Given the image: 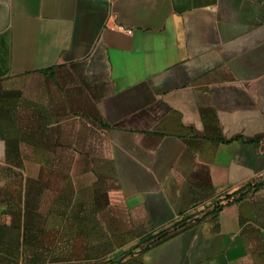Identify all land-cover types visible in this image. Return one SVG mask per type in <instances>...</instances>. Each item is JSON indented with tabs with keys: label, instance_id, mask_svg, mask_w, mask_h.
<instances>
[{
	"label": "crops",
	"instance_id": "crops-1",
	"mask_svg": "<svg viewBox=\"0 0 264 264\" xmlns=\"http://www.w3.org/2000/svg\"><path fill=\"white\" fill-rule=\"evenodd\" d=\"M6 104L14 137L29 138L18 151H43L32 138L44 137L59 161L7 162ZM47 164L93 204V230L104 199L109 231L141 235L105 256L94 235L77 243L92 257L46 264H264V0H0V165L25 182ZM58 195L46 184L37 208L23 198L22 230L61 219L66 232Z\"/></svg>",
	"mask_w": 264,
	"mask_h": 264
},
{
	"label": "trees",
	"instance_id": "trees-1",
	"mask_svg": "<svg viewBox=\"0 0 264 264\" xmlns=\"http://www.w3.org/2000/svg\"><path fill=\"white\" fill-rule=\"evenodd\" d=\"M12 107L6 105V126L10 129L11 136L6 137L8 140V152L7 162L21 166L25 158L34 157L36 160H40L43 163H50L52 161H59L61 155L58 153H52L44 149L49 150L51 147L46 145V138L34 137L32 139L40 141L43 151L35 152L33 154L18 151L17 142L20 140L29 141L28 137H25L23 131L20 137H14L13 126L16 124L11 118ZM17 125V124H16ZM28 138V139H27ZM15 141V142H14ZM40 148V147H37ZM50 173L49 180H46L44 174ZM45 172V173H44ZM67 174L61 173L60 169L53 168L47 164V168L43 169V175L39 179L27 178L24 182L23 174L19 173L9 165H0V181L5 180V184H0V197L7 204L6 208L13 214L11 216L10 223L4 222L0 217V260L4 262H15L19 258L25 256L28 262L33 264H46L48 261H61L63 258L70 260L80 258H90L93 256V248L78 247L79 241L93 240V236L100 241V254L102 256L107 255L110 251L115 249V246H122L125 243L133 240L135 237L141 235L140 233L123 232L120 230L109 231L106 227V217L104 216L105 200L96 202L101 205L103 210L102 228L101 231H97V227L93 230V217L87 213H83L84 210L90 208L92 213L93 204L88 206L85 202L78 199H74V188L72 181L65 182ZM63 179V182H62ZM46 181H48L46 183ZM54 185L59 191V202L64 205L65 208H70V215H68L69 225L65 228L66 232L61 231V219L54 220V225H45L39 231H35L31 227H25L22 230L21 216L19 215V208L21 202L25 203V208H37L40 204V195L43 188ZM264 185V182L256 184L255 187L259 188ZM217 208V207H216ZM7 210V211H8ZM5 210V212H7ZM189 219L191 216H185L184 218L174 222L171 226L156 230L137 246L127 250L119 257L123 258L128 253H133L136 248L141 251L149 249L155 246L173 235L184 230L189 226ZM58 224L59 227H56ZM68 239L72 241L71 247L68 250L61 248L62 239ZM58 241L55 245L54 242ZM114 260L102 261V264L113 263ZM118 264H126V262L119 261Z\"/></svg>",
	"mask_w": 264,
	"mask_h": 264
},
{
	"label": "rangeland",
	"instance_id": "rangeland-1",
	"mask_svg": "<svg viewBox=\"0 0 264 264\" xmlns=\"http://www.w3.org/2000/svg\"><path fill=\"white\" fill-rule=\"evenodd\" d=\"M3 84H4V86H6V87H8V86H11V87H12L13 82H10V81L8 80V78H6V79L3 80ZM4 86H3V87H4ZM12 90H13V89H6V90H5L6 93H5V95H3V97L6 99V101H9L10 94H12ZM10 104H12V102H11ZM6 105H7V104H6ZM8 105H9V104H8ZM1 220L4 221V217H3V216L1 217ZM0 264H30V262H28V259H27L25 256H23V257L19 258L18 261H15V262H4V261H1V260H0ZM31 264H33V263H31Z\"/></svg>",
	"mask_w": 264,
	"mask_h": 264
},
{
	"label": "built area",
	"instance_id": "built-area-1",
	"mask_svg": "<svg viewBox=\"0 0 264 264\" xmlns=\"http://www.w3.org/2000/svg\"><path fill=\"white\" fill-rule=\"evenodd\" d=\"M128 31H131L130 29Z\"/></svg>",
	"mask_w": 264,
	"mask_h": 264
}]
</instances>
